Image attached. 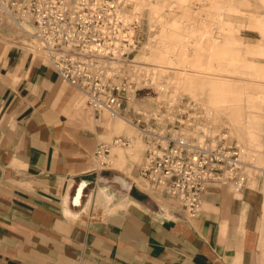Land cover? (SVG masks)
<instances>
[{"label": "crops", "instance_id": "1", "mask_svg": "<svg viewBox=\"0 0 264 264\" xmlns=\"http://www.w3.org/2000/svg\"><path fill=\"white\" fill-rule=\"evenodd\" d=\"M104 118L42 53L0 40V264H264V175L241 190L210 184L195 217L179 204L154 210L128 193L132 176L144 178L142 124L117 132ZM117 138L127 141L113 155L122 168L98 169L97 148Z\"/></svg>", "mask_w": 264, "mask_h": 264}, {"label": "built area", "instance_id": "2", "mask_svg": "<svg viewBox=\"0 0 264 264\" xmlns=\"http://www.w3.org/2000/svg\"><path fill=\"white\" fill-rule=\"evenodd\" d=\"M132 7V0H0V25L13 20L29 34L26 46L42 53L93 108L114 116L121 114L129 94L155 84L152 78L131 73L133 56L142 44L141 17L130 18ZM189 104L187 112L177 116L189 113L187 119L193 124L194 118L204 114H193L201 108L196 102ZM163 121L158 117L137 121L147 144L141 172L153 189L177 200L187 216L195 217L210 184L245 187L253 165L243 158L238 144L228 143L226 136L188 134L180 118L168 127ZM126 143L123 138L114 141ZM110 145L100 144L96 157L107 156Z\"/></svg>", "mask_w": 264, "mask_h": 264}, {"label": "bare ground", "instance_id": "3", "mask_svg": "<svg viewBox=\"0 0 264 264\" xmlns=\"http://www.w3.org/2000/svg\"><path fill=\"white\" fill-rule=\"evenodd\" d=\"M132 1L134 13L130 18L140 17L141 12L148 10L150 30L156 33L146 49L137 53L131 73L138 78L156 79L158 75L175 70L181 73L182 87L185 81L196 80L194 85L204 82L205 100L218 111L217 115L227 110L236 135L248 136L263 145L264 115H253L242 125L240 108L242 100H246L248 105L260 109L264 107V97L253 99L250 93L245 96L242 90L250 86L248 83L241 84L236 78L219 75L226 72L230 77L246 74L264 78V64L259 65L254 60L255 57H264V0ZM5 24L14 26L16 23L8 19ZM244 30L260 33L257 46L252 47L243 37ZM187 62H192L193 68H186ZM83 97L80 94L84 101ZM149 100L154 102L152 97ZM127 122L121 114L107 113L102 124L113 126L120 132ZM133 134L132 131L135 142L137 138ZM121 150L119 146L114 149L116 152ZM106 160L105 156L99 157L96 165ZM255 160L257 167H264L262 153H255ZM118 179L129 185L125 179ZM90 180L84 178L83 182Z\"/></svg>", "mask_w": 264, "mask_h": 264}, {"label": "rangeland", "instance_id": "4", "mask_svg": "<svg viewBox=\"0 0 264 264\" xmlns=\"http://www.w3.org/2000/svg\"><path fill=\"white\" fill-rule=\"evenodd\" d=\"M134 4V2H133ZM134 9V5L132 7ZM141 17V27L138 30L139 34L142 36V44L140 48L135 52L134 58L136 57L137 53L144 51L146 48V45L150 43L151 39L154 37L156 31L150 30L149 24H148V10H145L140 13L139 15ZM9 19V18H8ZM14 22V21H13ZM15 23V22H14ZM5 28V31L0 30V40L8 41L10 40L12 43L21 42L23 44H30V38L29 34H26L23 32L17 24H14V26L10 25H0V28ZM31 27V28H30ZM30 31H33V26L29 25ZM243 37L249 42V44L254 47L257 46L261 40V35L257 31L252 30H244L243 31ZM192 52V50H190ZM254 60L259 63V65L264 64V57H255ZM186 68H193L192 62L186 63ZM227 75V76H226ZM229 73L224 72L223 74H220V77H228V78H236L241 84H249L248 88L242 90V93L246 96L247 93H250L252 98L257 97H264V78H259L252 75H246V74H237L235 77H230ZM155 84L150 89H144L140 90L137 94L131 93L129 94V99H125L124 105L121 109V115L125 117L131 125H134V123H137L139 119H144L147 122L152 121L154 117L162 118L164 119L163 125L164 127L170 126V122H174L176 118H180L181 121H183L186 125H184V130L188 134L197 135L199 137L209 136L213 137L214 139L221 138L223 136H226L230 138L231 140H237L238 139V145L243 149V158L245 160H248L252 162L253 167L248 170V175L251 177H259L261 175H264V172L258 171L257 169L264 168V167H257L256 160H255V153H262L264 155V144H258L252 146L251 144L243 143L247 137L236 135L234 133V125L233 120L229 117V114L227 110H224L222 113L217 115V110L205 100V94H206V86L204 82H200L198 85H194L196 80L194 82H186L182 85L181 80V73L179 71H169L166 75L160 76L158 75L156 77ZM262 86V87H261ZM79 92V91H78ZM80 95V92H79ZM243 97L245 98V96ZM149 97H152L154 102L149 100ZM84 98V101L87 102L86 98ZM155 101H159L158 103ZM193 101L196 102L197 105L202 109H204L205 114L203 117H201L202 121H197L194 118L193 124H191V120L189 121L187 119L188 116H190L189 113H187L184 117L182 115L177 116L178 113L183 114L187 112L188 108L187 106L190 105L189 102ZM170 103V104H169ZM172 103V104H171ZM245 109L248 110H256L259 112H264V107L257 108L253 105H248L246 100H242L241 105V123L244 125L245 120L243 112ZM134 113L137 115L136 119L134 120ZM107 113L103 112V116L106 117ZM169 118V119H167ZM200 119V120H201ZM192 120V121H193ZM188 124V125H187ZM190 125H193V127H190ZM221 127H226V131H221ZM206 134V135H205ZM120 133H118V136ZM221 135V136H220ZM144 133L139 132L138 138H140V144L143 147V149L147 148L146 141L144 140ZM130 144L129 147H133L137 145V143L134 142L133 137L129 136ZM248 141V138H247ZM107 142H112V140H108ZM229 143V142H228ZM115 147H122L127 148L126 145L123 144H115ZM111 147V155L105 156L107 158L108 164H103L101 167L96 165L97 160L99 157H96L94 160L95 166H97L98 169L105 168L109 164L111 166H115L117 168H122V166L118 165L117 160H114V149L115 147ZM254 150V152L250 150ZM146 160V159H145ZM132 176V175H131ZM133 179H135V185L132 186L131 191L128 193H134L140 192L143 196L146 198L147 205L151 207L154 210H158L161 205L168 206V204H179V202L167 194L153 189L147 180L144 178L140 179L139 177L132 176ZM250 180V179H249ZM132 182V181H130ZM103 185V183L99 184L97 186L98 192L100 190V186ZM111 186V190L114 193H117V195L121 193H126V191L123 190L122 192V186L120 188H117L114 183L108 184ZM101 198L96 199L97 201H100ZM180 205V204H179Z\"/></svg>", "mask_w": 264, "mask_h": 264}]
</instances>
